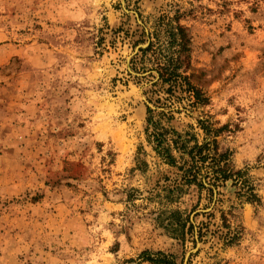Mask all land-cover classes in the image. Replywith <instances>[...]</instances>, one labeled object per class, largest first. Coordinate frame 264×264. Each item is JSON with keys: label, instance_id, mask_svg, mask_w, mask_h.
<instances>
[{"label": "rangeland", "instance_id": "rangeland-1", "mask_svg": "<svg viewBox=\"0 0 264 264\" xmlns=\"http://www.w3.org/2000/svg\"><path fill=\"white\" fill-rule=\"evenodd\" d=\"M178 25L170 84L150 68ZM158 126L215 141L240 177L185 183ZM144 250L264 264V0H0V264H155Z\"/></svg>", "mask_w": 264, "mask_h": 264}, {"label": "trees", "instance_id": "trees-1", "mask_svg": "<svg viewBox=\"0 0 264 264\" xmlns=\"http://www.w3.org/2000/svg\"><path fill=\"white\" fill-rule=\"evenodd\" d=\"M176 29V32L172 34L174 39L178 38L177 44H179V50L177 56H175V59H172L173 57H171V59L168 58L165 63H156L155 67L150 68L156 70L158 78L161 79V81L163 80L170 84L171 82L173 84L177 83V77H181L177 69L182 64L186 67L188 63V36L182 26L178 25ZM151 47L152 41L150 40L148 46L141 49L142 53L151 50ZM152 52H155V50H152ZM181 78H186V76L182 75ZM187 87L197 101H205V98L200 97L201 93L199 89L193 87L190 83L187 84ZM150 110L151 109L147 107L148 117L146 123L148 126H155V123L151 119ZM202 127L205 128L204 125H202ZM152 138L155 142V148L158 150V153H160L164 161L168 164L176 165L177 162L176 157L172 154V150L179 153V158H181L182 163L179 166L177 165V168L181 170V178L185 183H193L198 188L206 189L209 193L212 192V189L218 186L219 182H225L227 179L237 181L241 175L240 171H231L224 158V154L217 151L215 141H212V147H210L209 142L201 144L195 142L193 145H187L191 139L196 140L193 135H189L187 132L182 134L172 128L169 129L162 126H158V129L153 131ZM205 183L208 186H206ZM174 189L175 187L169 191H173ZM207 215H211V213ZM166 220L165 226L172 229L174 236L181 242L188 231L192 232L193 225L187 218L182 217L179 210L170 211ZM202 227H206V225L197 227L196 230L197 238L199 240L203 235ZM232 239V236L227 237L226 243L230 242ZM139 259L155 264H189V260L186 259V261H184V257L177 260L174 255L166 254L162 251L150 253L147 250H144L140 252Z\"/></svg>", "mask_w": 264, "mask_h": 264}, {"label": "water", "instance_id": "water-1", "mask_svg": "<svg viewBox=\"0 0 264 264\" xmlns=\"http://www.w3.org/2000/svg\"><path fill=\"white\" fill-rule=\"evenodd\" d=\"M188 254H189V251L186 253V256H185V261H186V259H187V257H188Z\"/></svg>", "mask_w": 264, "mask_h": 264}]
</instances>
